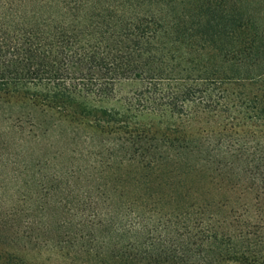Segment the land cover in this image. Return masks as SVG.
<instances>
[{
    "label": "trees",
    "instance_id": "obj_1",
    "mask_svg": "<svg viewBox=\"0 0 264 264\" xmlns=\"http://www.w3.org/2000/svg\"><path fill=\"white\" fill-rule=\"evenodd\" d=\"M12 99L119 152L95 187L37 174L0 205V264H264V0H0Z\"/></svg>",
    "mask_w": 264,
    "mask_h": 264
},
{
    "label": "rangeland",
    "instance_id": "obj_2",
    "mask_svg": "<svg viewBox=\"0 0 264 264\" xmlns=\"http://www.w3.org/2000/svg\"><path fill=\"white\" fill-rule=\"evenodd\" d=\"M142 87L135 79L117 82L107 98L96 99L94 105L124 111ZM118 136L69 125L17 99L4 101L0 105V152L9 156L5 157L9 163L17 161L19 156L20 159L14 168L0 166V205L10 207L25 191H33L32 178L37 174L49 177L53 172L70 174L80 169L72 178L68 176L70 184L77 188L95 187L99 183L97 172L108 162V153L119 152ZM43 161L49 166L39 173L37 168ZM23 167H27L26 171ZM253 199L250 194L247 201ZM261 199L260 206L264 208V199Z\"/></svg>",
    "mask_w": 264,
    "mask_h": 264
}]
</instances>
